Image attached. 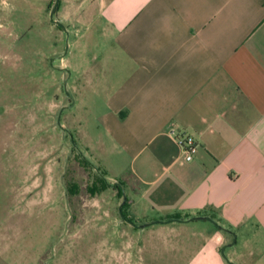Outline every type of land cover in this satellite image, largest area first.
Here are the masks:
<instances>
[{"label":"crops","instance_id":"obj_1","mask_svg":"<svg viewBox=\"0 0 264 264\" xmlns=\"http://www.w3.org/2000/svg\"><path fill=\"white\" fill-rule=\"evenodd\" d=\"M94 2L107 42L103 84L89 79L105 96L99 171L133 181L120 188L129 220L209 217L201 255L239 244L241 263L264 264V0ZM172 130L198 141L193 162Z\"/></svg>","mask_w":264,"mask_h":264},{"label":"rangeland","instance_id":"obj_2","mask_svg":"<svg viewBox=\"0 0 264 264\" xmlns=\"http://www.w3.org/2000/svg\"><path fill=\"white\" fill-rule=\"evenodd\" d=\"M55 2L0 0V264H243L239 244L201 255L210 222L139 228L122 217L120 188L133 181L99 172V9L60 0L63 30Z\"/></svg>","mask_w":264,"mask_h":264},{"label":"built area","instance_id":"obj_3","mask_svg":"<svg viewBox=\"0 0 264 264\" xmlns=\"http://www.w3.org/2000/svg\"><path fill=\"white\" fill-rule=\"evenodd\" d=\"M170 135L175 139L176 144L181 150L182 161L185 163L193 162L196 158L200 145L196 138L189 133H176L171 131Z\"/></svg>","mask_w":264,"mask_h":264},{"label":"water","instance_id":"obj_4","mask_svg":"<svg viewBox=\"0 0 264 264\" xmlns=\"http://www.w3.org/2000/svg\"><path fill=\"white\" fill-rule=\"evenodd\" d=\"M59 3H60V0H56L55 5H54V7H53V9H52V11H51V19H52L53 21H54V16H55V13H56V11H57V9H58ZM54 22H55L60 28H62L63 30H66L65 26H64L61 22H59V21H54ZM122 208H123V206L120 207V213H121L122 217L124 218ZM124 219H125V221H126L128 224H130V225H132V226H134V227H137V226H136L131 220L126 219V218H124ZM198 219H204V220L209 221V222L213 223L214 225L218 226V225L214 222V220L211 219V218H209V217L196 218V219H194V220H198ZM174 221L181 222L180 220H174ZM168 222H171V221H168ZM154 223H162V222H161V221H157V222H154ZM146 226H148V224L142 225V226H140L139 228H144V227H146ZM221 229H222V230H225V229H223V228H221ZM225 231H227V230H225ZM235 239H236V236H235ZM235 241H236V240H235ZM235 241L233 242V244L235 243ZM227 248H228V245H225V246L222 248V251H221V253H223L222 255H225V254H226L225 251H226Z\"/></svg>","mask_w":264,"mask_h":264},{"label":"trees","instance_id":"obj_5","mask_svg":"<svg viewBox=\"0 0 264 264\" xmlns=\"http://www.w3.org/2000/svg\"><path fill=\"white\" fill-rule=\"evenodd\" d=\"M83 161L84 162H86V163H89V162H87L85 159H83ZM100 172V171H99ZM100 176H101V178L102 179H104L105 180V176L100 172ZM73 188V187H72ZM74 189H75V187H74ZM73 191V190H72ZM76 191V190H75ZM91 194L92 195H94L95 194V191H91ZM126 205H127V203H126V201H125V203H124V205H123V215H124V209H125V207H126ZM126 217V216H125ZM176 218H180V217H176Z\"/></svg>","mask_w":264,"mask_h":264},{"label":"flooded vegetation","instance_id":"obj_6","mask_svg":"<svg viewBox=\"0 0 264 264\" xmlns=\"http://www.w3.org/2000/svg\"><path fill=\"white\" fill-rule=\"evenodd\" d=\"M54 22V21H53Z\"/></svg>","mask_w":264,"mask_h":264}]
</instances>
